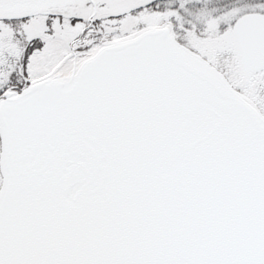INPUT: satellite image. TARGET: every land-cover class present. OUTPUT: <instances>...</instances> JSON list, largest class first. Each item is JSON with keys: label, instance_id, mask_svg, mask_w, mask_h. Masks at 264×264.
<instances>
[{"label": "snow or ice", "instance_id": "6c2138e0", "mask_svg": "<svg viewBox=\"0 0 264 264\" xmlns=\"http://www.w3.org/2000/svg\"><path fill=\"white\" fill-rule=\"evenodd\" d=\"M0 264H264V0H0Z\"/></svg>", "mask_w": 264, "mask_h": 264}]
</instances>
